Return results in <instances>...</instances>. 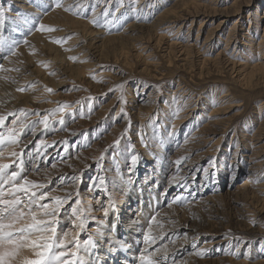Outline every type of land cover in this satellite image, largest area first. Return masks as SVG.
<instances>
[{
	"label": "rangeland",
	"instance_id": "rangeland-1",
	"mask_svg": "<svg viewBox=\"0 0 264 264\" xmlns=\"http://www.w3.org/2000/svg\"><path fill=\"white\" fill-rule=\"evenodd\" d=\"M145 1H150L145 9L150 17L140 11ZM145 1L61 0L63 8L46 11L53 0H0L5 13L0 65L8 57L15 59L16 69L24 68L21 76L28 74L30 80L17 91L35 99L0 114L6 117L0 135L25 125L19 143L2 148L0 163L12 164L9 173L19 171L21 177L45 184L42 191L49 198L41 203L72 194L59 217L58 234L71 230L80 243L71 249L77 252L74 259L83 264H140L146 248L156 252L152 258L158 264H264V0ZM68 7L71 11L64 10ZM182 7L197 15L180 18L176 28L158 27L157 15ZM41 24L55 31L39 30ZM29 34L35 35L37 49L13 55ZM249 45H254L250 51ZM47 59L59 72L49 71ZM21 73L14 74L13 84ZM2 88L0 102L13 99V89ZM64 104L70 106L64 124L57 114L48 129L33 127ZM177 108L181 113L175 115ZM40 141L52 146L38 153ZM12 151L23 155L17 159ZM132 155L138 158L135 167ZM191 158L193 169L181 172ZM210 160L215 167L210 168ZM249 164L257 168L253 174ZM176 175L179 182L173 181ZM185 181L193 184L184 190ZM2 190L0 198L26 199L23 193L13 195L11 184ZM177 195L186 201L167 206ZM76 199L84 211L82 230L69 219ZM19 207L26 213L22 223L30 222L28 208ZM32 211L39 216L35 206ZM156 213L163 227L152 224L151 234L163 233V238L145 244L143 235ZM89 237L95 248L87 245ZM37 250L26 247L22 255L36 258Z\"/></svg>",
	"mask_w": 264,
	"mask_h": 264
},
{
	"label": "snow or ice",
	"instance_id": "snow-or-ice-1",
	"mask_svg": "<svg viewBox=\"0 0 264 264\" xmlns=\"http://www.w3.org/2000/svg\"><path fill=\"white\" fill-rule=\"evenodd\" d=\"M39 7H44V5H39ZM51 7L63 8L61 0H53V3L49 6L46 11ZM65 11H71V7L65 8ZM94 11V9H93ZM118 11V9H117ZM109 13L105 11V16L107 17ZM5 13L0 9V24L4 21ZM113 19L115 16L113 15ZM94 25H98V20H93ZM39 30L52 32L55 31L54 28L45 27L44 25H39ZM26 42V41H25ZM60 41H57L59 43ZM5 42L0 39V45H3ZM15 55V52H12ZM71 59L75 60V57ZM48 93H52L53 89L46 88ZM70 106L64 104L63 106L58 107L55 110H51L50 114L43 115L38 121L33 122V127H39L42 129H48L55 120V116L59 114V124H64V115L67 109ZM123 108L121 112H123ZM14 115V114H9ZM39 115V113H37ZM6 117L0 115V126L4 125ZM25 125L21 124L19 130L15 127L9 129L7 136L0 135V156L3 155L2 148L6 145H17L19 143V137L24 131ZM171 135V133H170ZM118 144L119 141H116ZM52 145H47L44 141H40L36 145L37 152L46 151L48 147ZM12 157L19 159L23 153L12 151L10 153ZM137 156H131V164L133 167L137 164ZM181 160H177L175 163L177 165L181 164ZM13 163H16L13 161ZM209 165L215 167L214 161L210 160ZM56 165L52 164L54 168ZM12 167V164L9 163H0V197H3V185L11 184V193H23L25 200H22L19 196H15L13 199H3L0 198V264H83V261H77L74 259L77 257V252L71 250L72 248L78 249L80 243L76 240L75 235L72 234L71 230H65L62 235L58 234V226L60 224V215L62 209L65 205H68L72 201V194L68 193L64 197L53 196L51 197V202L41 203L49 198V193L42 191L46 187L45 184L36 183L29 180L26 177H21L19 171H7ZM17 168H20V164H16ZM205 176H208V169H203ZM75 180V178H73ZM173 181H177L176 177H173ZM170 181V184L173 182ZM99 185H103L105 180L101 177L98 181ZM95 186V185H94ZM167 195V191L163 193ZM191 195V193H189ZM186 197L177 195L173 197L172 200L168 201L167 206L171 207L175 203H183L186 201ZM24 204L28 208V215H30V222L22 223L26 213L19 206ZM81 201L76 199L74 201V206L71 207L69 214V219L71 220L72 226L75 229H84L85 227V217L84 211L81 207ZM33 206L38 210L37 212L32 211ZM104 214H108V209H104ZM156 213L152 215L149 221V230L144 234L145 244H155L158 238H163V233L159 236L152 235V224L156 223L159 227H163V224H160L157 221ZM186 235V233H185ZM35 236L33 239L32 237ZM87 245L91 248L96 247V241L91 237L86 241ZM30 247L33 249H38L35 252L36 258H26L22 255V249ZM122 248L127 250V245L122 244ZM159 250V249H157ZM145 253H142L139 257L140 264H158L157 260H154L152 257L155 254L154 252H148V249H145ZM204 250H202L198 255H203Z\"/></svg>",
	"mask_w": 264,
	"mask_h": 264
},
{
	"label": "bare ground",
	"instance_id": "bare-ground-1",
	"mask_svg": "<svg viewBox=\"0 0 264 264\" xmlns=\"http://www.w3.org/2000/svg\"><path fill=\"white\" fill-rule=\"evenodd\" d=\"M145 1V0H144ZM152 2V1H151ZM143 4V6L140 8V11L141 12H144V14H145V16L146 17H150V14H147V13H145V9H146V7H151V5H150V1L148 2V1H145V2H143L142 3ZM259 4L260 3H258L257 5H256V11H258V8H259ZM153 5V4H152ZM185 5V4H184ZM184 5H182V6H184ZM25 6V5H24ZM23 6V7H24ZM165 7V6H164ZM170 8H172V7H170ZM173 10H174V8H173ZM172 9H165L161 14H159V15H157L158 17H155L156 18V23H157V25H158V27H160V26H165L166 27V29L167 30H169V28L172 26V27H175V24L177 23V22H179L180 21V18L181 19H185V16H186V19H188V17L190 18L191 16H194V15H197V14H192L191 15V12H189V11H185V9H184V7H182L181 9H180V12H175V10L173 11ZM255 11V12H256ZM147 12V11H146ZM58 13V12H57ZM105 13V12H104ZM131 13V12H130ZM129 13V14H130ZM135 13V12H134ZM54 14V13H53ZM97 14V13H96ZM152 14V13H151ZM48 16V15H47ZM61 16V15H60ZM52 17H53V15H52ZM106 17V16H105ZM139 17V16H138ZM256 17V16H255ZM254 17V21H255V23L257 24L258 22H257V19ZM133 18V17H132ZM109 19V18H108ZM143 19V18H142ZM193 19V18H192ZM46 20H47V18H46ZM135 20V19H134ZM138 20V19H137ZM121 21V20H120ZM194 21V20H193ZM137 22V21H136ZM184 22V21H183ZM191 22V21H190ZM106 23V22H105ZM66 24V23H65ZM201 24V23H200ZM1 25V24H0ZM179 25V24H178ZM178 25H176V26H178ZM258 25V24H257ZM107 26V25H106ZM180 26V25H179ZM178 26V27H179ZM184 26V25H183ZM112 27V26H111ZM156 27V26H155ZM128 28H134V26H131L130 24H129V26H128ZM161 28V27H160ZM176 28V27H175ZM257 28V27H256ZM66 29V28H65ZM68 29V28H67ZM157 29V28H156ZM162 29V28H161ZM172 29V28H171ZM178 29V28H177ZM176 29V30H177ZM69 30V29H68ZM79 30V29H78ZM130 29H125V31L124 32H127V31H129ZM158 30V29H157ZM255 30V29H254ZM257 30V29H256ZM64 31V30H63ZM30 32V31H29ZM67 32V31H66ZM74 32V31H73ZM118 32V31H117ZM26 34V33H25ZM32 34V33H31ZM31 34H29V35H31ZM87 34V33H86ZM121 34V33H120ZM119 34V35H120ZM206 34H208V32L206 33ZM213 34V33H212ZM24 35V34H23ZM34 35V34H33ZM33 35H31L26 41V43H24V44H22V40H21V44H22V46H20L19 47V50L17 51V53L15 54V56L16 55H20L21 53H24V52H29V50L30 49H37V45H36V38H35V35L33 36ZM122 35V34H121ZM7 36V35H6ZM205 36H207V35H205ZM231 36V35H230ZM1 37V36H0ZM38 37H40V36H38ZM37 37V38H38ZM120 37V36H119ZM122 37V36H121ZM259 37V36H258ZM24 38V37H23ZM108 38V37H107ZM208 38L209 37H205L204 38V41L205 42H207V40H208ZM12 39V38H11ZM187 39V38H186ZM19 40V41H20ZM184 40V39H183ZM188 40V39H187ZM228 40V39H227ZM264 40V39H263ZM39 41V40H38ZM203 41V42H204ZM12 42H13V39H12ZM175 42V41H174ZM197 42V41H196ZM209 42V41H208ZM212 42V41H211ZM18 44H20V42H17ZM192 43V42H191ZM12 44V43H11ZM261 44V43H260ZM14 45H16V44H14ZM200 45V44H199ZM18 46V45H17ZM201 46V45H200ZM247 46V45H246ZM252 46H254V45H252ZM252 46L251 45H249V48H247V49H249V51L252 49ZM262 46V45H261ZM15 47V46H14ZM42 47V46H41ZM11 48H13V47H11ZM204 48V47H203ZM202 48V49H203ZM206 49V48H205ZM205 49H203L204 51H205ZM13 50V49H12ZM16 50V49H15ZM74 50V49H73ZM78 50V49H77ZM209 50H210V48H209ZM254 50V49H253ZM11 51V50H10ZM9 51V52H10ZM36 51V50H35ZM79 51V50H78ZM33 52V51H32ZM31 52V53H32ZM77 52V51H76ZM251 52H253V51H251ZM264 52V51H263ZM30 53V54H31ZM34 53V52H33ZM32 53V54H33ZM81 53V52H80ZM245 53V52H244ZM7 54V53H6ZM27 54V53H26ZM29 54V53H28ZM50 54V53H49ZM76 54V53H75ZM262 54V53H261ZM73 55V54H72ZM11 56V55H10ZM31 56V55H30ZM64 56V55H63ZM77 56H79V55H77ZM28 57V56H27ZM26 57V58H27ZM11 57H8L7 59H5V60H1V65H0V70H1V75L3 76V78H4V80H3V82L1 81V83H0V88H2V84L5 86V88H12L13 89V91H12V96H13V99L11 98V100H7V101H5V102H0V114H2V113H4V112H6V111H8V110H12V109H15L16 107H20L21 106V101H23V103L25 104V103H29V102H34L35 101V99L33 98V99H31V95L29 96L28 95V92H27V94H23V93H21V91H17V87H23L25 84H29V82H30V80H29V76H28V74L27 75H25V76H21L23 73L25 74V71H24V68H22V67H19V66H17L18 68H20V69H16V65H15V63H16V60L15 59H10ZM31 58V57H30ZM82 58V57H81ZM247 59V58H246ZM83 60V59H82ZM85 60V59H84ZM89 60V59H88ZM43 61V60H42ZM49 61H51V59H47L46 61H44V62H46V63H49ZM94 62H96V61H94ZM262 62V61H261ZM264 62V61H263ZM45 63V64H46ZM84 63H87V60L84 62ZM89 63H90V60H89ZM252 63V62H251ZM260 64V63H259ZM54 65V64H53ZM52 64H48V67H51V68H49V71L50 72H52L53 74H56L57 72H59V70H60V67L59 66H53ZM81 64H76V66H80ZM91 65H93L92 63H91ZM96 65V64H95ZM264 65V64H263ZM251 66V65H250ZM85 67H88V66H85ZM92 67V66H91ZM249 67V66H248ZM7 68V69H6ZM12 68H15L16 70H13V71H11V72H9V70H12ZM37 68V67H36ZM76 68V67H75ZM26 69V68H25ZM33 69V68H32ZM55 69H58V71H55ZM62 69V68H61ZM74 69V68H73ZM84 69V68H83ZM4 70V71H3ZM22 70V71H21ZM27 70H29L30 71V69H28L27 68ZM26 70V71H27ZM75 70V69H74ZM263 70V69H262ZM31 71H33V70H31ZM35 71H37V70H35ZM76 71V70H75ZM82 71V70H81ZM20 72H22L21 74H19L18 76H19V81L18 82H16L15 84H13V81L15 80L14 79V74L15 73H20ZM62 72V71H61ZM263 71H261V73H262ZM29 73V72H28ZM78 73V72H77ZM77 75V74H76ZM40 76V75H39ZM77 76H79V74L77 75ZM1 79V78H0ZM31 79V78H30ZM59 82V81H58ZM59 83H62V82H59ZM31 84V83H30ZM14 85V86H13ZM58 85V84H57ZM61 85V84H60ZM179 87V86H178ZM180 88V87H179ZM4 88H2L1 90H3ZM176 89H178L177 87H176ZM175 90V89H174ZM10 93V92H9ZM38 94V93H37ZM172 94V93H171ZM7 94H5V96H6ZM213 95V94H212ZM3 98V97H2ZM6 98V97H5ZM38 98H40V97H38L37 96V99ZM10 99V98H9ZM36 99V100H37ZM214 99V98H213ZM38 101V100H37ZM54 103V102H53ZM30 104V103H29ZM51 104V103H50ZM23 106V105H22ZM30 106V105H29ZM32 106V105H31ZM27 108V107H26ZM29 108V107H28ZM27 108V109H28ZM181 109V108H180ZM180 109H178L177 108V110H175V115L177 114V113H181V111H180ZM183 110V109H182ZM193 110V109H192ZM191 110V111H192ZM182 115V114H181ZM186 116H188L187 114L185 115V117ZM176 117V116H175ZM182 117H184V114L182 115ZM17 119V118H16ZM175 119H177V118H175ZM179 119H183V118H179ZM183 121V120H182ZM10 125V124H9ZM141 128V127H140ZM171 128V127H170ZM170 130V129H169ZM170 131H172V129L170 130ZM174 133V132H173ZM193 135H194V132H193ZM191 136V135H190ZM196 136V135H195ZM194 136V137H195ZM198 137V136H197ZM58 138V137H57ZM191 137H189L188 139L190 140V141H193V138H192V140L190 139ZM183 139V138H182ZM186 140V142H188L189 140ZM46 140V139H45ZM196 140H198V139H196ZM183 142V141H182ZM197 142V141H196ZM181 144H183L182 146H179L178 148H182V147H184V144H185V141H184V143H181ZM190 144V143H189ZM197 144V143H196ZM196 144H194V142H193V146L194 145H196ZM193 146H191V147H193ZM175 147H177V146H175ZM189 147V146H188ZM186 149V148H185ZM190 150H191V148H189ZM189 150V151H190ZM10 151V150H9ZM188 151V150H187ZM4 152H5V150H4ZM129 152V151H128ZM184 152H186V151H184ZM150 153V152H149ZM187 153V152H186ZM233 153V152H232ZM236 153V152H235ZM158 154V153H157ZM9 155V154H8ZM187 155V154H186ZM233 155H235L234 153H233ZM154 156H155V154H154ZM181 156V155H180ZM157 157V156H156ZM197 157V156H196ZM233 157V156H232ZM242 157V156H241ZM155 158V157H154ZM188 158V157H187ZM182 159H183V157H182ZM192 159V158H191ZM198 159V158H197ZM252 159H253V157H252ZM32 160V159H31ZM188 162H185L184 164H185V171H181V172H183V173H185L186 174V172L187 171H189L190 169H193L192 168V166H194V162H196L195 160H187ZM251 161V160H250ZM155 163H156V161H155ZM175 163V162H174ZM242 163V162H241ZM254 163V162H253ZM247 164V163H246ZM251 164V163H250ZM249 164V166H248V170L249 171H252V174H253V170L254 169H257V168H254V166L253 165H250ZM61 165V164H60ZM177 166V165H176ZM257 166V165H256ZM260 166V165H259ZM207 168V167H206ZM210 168H211V166H210ZM259 168V167H258ZM261 168H262V165H261ZM150 171V170H149ZM148 171V172H149ZM155 171H157V170H155ZM256 172V171H255ZM259 172V171H258ZM182 173V174H183ZM246 173H249V172H246ZM178 174V173H177ZM181 174V175H182ZM252 174H251V172L249 173V178L251 177V178H253L252 177ZM258 174V173H257ZM251 175V176H250ZM256 175V174H255ZM150 176V175H149ZM179 177H181L180 175H176V178L178 179ZM193 177V176H192ZM182 179V178H181ZM180 179V180H181ZM188 179H192L191 177H189ZM248 179V178H247ZM150 180V179H149ZM183 181V180H182ZM189 181H185L183 184H182V186H183V189L185 190V188L186 187H188L189 185H192L193 183H188ZM192 182V181H191ZM131 184V183H130ZM117 186H119V185H117ZM144 187V186H143ZM149 187V186H148ZM138 188V187H137ZM135 191H136V193L138 192V189H135ZM151 192V191H150ZM196 193V192H195ZM147 194V193H146ZM139 195V194H138ZM151 195V194H150ZM153 196H154V194H153ZM157 196V195H156ZM155 196V197H156ZM157 198V197H156ZM154 199V198H153ZM152 199V200H153ZM152 200H150V201H152ZM199 201V200H198ZM154 202H155V200H154ZM139 204V203H138ZM149 205V204H148ZM153 208V207H152ZM154 209V208H153ZM143 210V209H142ZM152 210V209H151ZM137 211V210H136ZM135 211V212H136ZM160 215V214H159ZM148 217V216H147ZM150 217H151V215H150ZM146 219V218H145ZM158 219V218H157ZM147 220V219H146ZM159 220V219H158ZM157 220V221H158ZM128 221V220H127ZM148 222V221H147ZM114 223V222H113ZM114 225H115V223H114ZM114 225H113V227H114ZM145 225H147V224H145ZM154 225V224H153ZM152 225V226H153ZM149 226V225H148ZM147 226V227H148ZM155 226V225H154ZM169 226V225H168ZM134 227V226H133ZM138 227V226H137ZM171 227V226H170ZM139 228V227H138ZM155 228V227H154ZM173 228V227H172ZM147 229V228H146ZM148 229H149V227H148ZM153 229V228H152ZM175 229V228H174ZM114 230V229H113ZM170 229H169V227H167V229H166V231H169ZM143 231V230H142ZM147 232H148V230H147ZM153 232H154V230H153ZM110 233V232H109ZM171 233V232H170ZM143 237H144V235H143ZM227 238V237H226ZM182 240V239H181ZM120 242V241H119ZM182 242H184V241H182ZM107 243V242H106ZM144 243V242H143ZM204 243V242H203ZM208 243V242H207ZM108 244V243H107ZM121 244V243H120ZM105 245V244H104ZM127 245V244H126ZM181 245V244H180ZM113 246H115V245H113ZM183 246V245H182ZM205 246H206V244H205ZM28 248V247H27ZM156 249H157V247H156ZM163 249V248H162ZM162 249H160V250H162ZM27 250H29V249H27ZM113 250V249H112ZM34 252V251H33ZM193 252V251H192ZM156 253V252H155ZM157 253H160V251L159 252H157ZM194 254V253H193ZM85 258V257H84ZM118 258V257H117ZM120 258L122 259V256H120ZM155 259V258H154ZM201 259V258H200ZM120 260V259H119ZM119 260H117V261H119ZM156 260H159V259H156ZM118 262H116V263H114V264H117ZM119 263H120V261H119ZM140 263V262H139ZM136 264H137V262H136Z\"/></svg>",
	"mask_w": 264,
	"mask_h": 264
}]
</instances>
